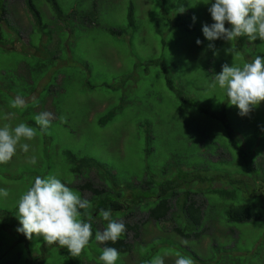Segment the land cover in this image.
<instances>
[{"label": "rangeland", "instance_id": "obj_1", "mask_svg": "<svg viewBox=\"0 0 264 264\" xmlns=\"http://www.w3.org/2000/svg\"><path fill=\"white\" fill-rule=\"evenodd\" d=\"M56 1L64 16L71 12L74 15L67 17L64 22L63 19L56 18L49 3L35 0L42 13L38 25L25 0H4L11 25L17 29L14 33L21 39L14 42L15 38L10 34L9 39L14 41L0 45V114L15 111L13 123L29 122L28 125L37 128V136L29 142V154L18 153L8 164L0 165V188L9 190L7 198L0 197V264H38L43 260L46 262L41 264H94L88 259L94 258L95 253L89 252L91 249L88 246L84 249L88 255L78 259L69 253L66 255V248L47 246L42 238L26 239L16 231L20 227L16 218L18 200L32 185L36 176L54 174L77 192V185L83 183L86 177L96 185L103 186L104 177L96 174L95 169H91L90 174L84 170L83 173L73 174L69 170L73 166L68 164L67 150L80 156L93 157L110 168L113 174L106 179L104 189L110 187L122 194L125 190L126 194L122 195L124 201H120L125 206L128 204V207H132L129 202L131 192L134 197L141 195L148 198L150 192L131 186L147 174L143 170L146 168L156 179H166L153 183L155 191L158 185L173 183L174 180L181 195L191 190L197 194L195 198L199 202L207 197V190L227 189L231 186L229 180L248 181L252 189L246 183L245 186L238 187L237 192L243 196L264 197V186H258L249 175L242 174L244 161L238 157L240 150L246 153L247 158L252 159L264 149V129L260 130L264 125V102L247 116L241 117L235 106H228L223 90L218 86L215 89L210 87L213 75L221 71L223 64L242 66L257 55L263 56L264 44L259 39L249 43L246 37L238 38L235 47L239 54L234 56L225 51L231 47L230 43L219 39L207 41L202 27L213 23L208 8L214 0H209V3L208 0H186L178 12L184 16L186 25L174 26L175 31L164 33L162 29L173 20L167 21V25L157 24L168 17L163 9L160 10V0ZM170 1L176 0H168ZM129 4L134 7L137 29L128 24L126 13ZM77 7L82 11L91 8L97 13L96 24L89 27L86 22L88 12H77ZM170 15L172 18L175 16L172 9ZM225 26L229 27L227 24ZM108 27H121L125 32L122 36H113L106 32ZM41 31L51 35L43 38ZM197 39L201 44H196ZM28 42L38 49V54L33 55ZM209 43L214 44L215 55L214 50L208 48ZM149 58L160 59L166 64L168 78L172 82L183 75L188 78L191 87L183 79L181 91L191 89L192 95L202 93L214 106L218 102L221 105L226 103L228 112L224 123L232 129L237 147L228 140L219 112L218 118L209 119L203 114L195 113V107L191 104L178 100L164 84L160 68L146 63ZM24 66L36 82L33 90L42 98L50 99L44 107L36 110H30L33 106H29L30 109L27 110L10 107L16 91L26 92L27 84L21 82L19 77ZM48 85L55 86L48 88ZM53 89L55 90L52 91ZM112 109L116 112L112 119L99 124L98 119ZM39 110L49 111L54 117L43 134L37 125H33ZM145 120L151 123L150 131L157 133V138L149 142L144 136V126L140 123ZM3 122L0 120V124ZM192 138L194 145L189 146L187 140ZM143 148H149V152L145 154ZM222 150L226 153L220 156ZM171 153L177 158L174 159ZM30 155L36 156L35 165L28 162ZM145 159L147 162H144ZM176 165H182V172L186 174H180ZM204 165L208 168L203 172L206 167ZM216 169L220 170L218 174ZM224 172L230 174L231 178L223 175ZM220 174L223 178L215 179ZM113 175L117 176L119 185L111 184L110 178ZM81 196L89 200L90 194L85 191ZM217 199V206L214 203L211 207L213 209L208 211L212 222L206 223V226L210 231L200 240L184 239L174 234L173 228L182 226L185 221L183 215L178 216L180 209L175 210L173 219L158 223L147 219L145 211H138L147 208L144 203L126 209L123 213L133 212L129 218L120 216L122 211L112 212V216L119 221L137 223L141 228L131 253L120 255L116 264H148L155 255L163 256L165 264H175L179 255L191 257L194 264H235L238 256L242 263L237 264H264V253L254 247L262 243L257 234L259 229L262 233L260 224L263 225L264 221L260 224L249 222L240 225L243 233L248 234L250 244L235 256L228 250L229 247L232 244L238 247L244 244L236 242L231 235L219 240L223 232L228 234L230 230H235L236 234L235 227L238 225L228 222L225 214L231 202L228 199ZM112 200H116V197L103 193L93 201L94 207L89 205L88 209H96L100 203ZM146 201L147 199L145 203ZM100 218L103 219L101 216ZM79 219L82 220V217ZM93 223L100 225V220L96 219ZM131 237L130 235L129 241H132ZM216 242L217 245H226V251L214 248L212 245ZM192 252L199 257H207V260L203 262L195 259ZM98 262L102 264L100 260Z\"/></svg>", "mask_w": 264, "mask_h": 264}, {"label": "trees", "instance_id": "obj_2", "mask_svg": "<svg viewBox=\"0 0 264 264\" xmlns=\"http://www.w3.org/2000/svg\"><path fill=\"white\" fill-rule=\"evenodd\" d=\"M47 3H49L52 6L53 11L56 13V18L57 19H63L64 22L65 20H67V17H70V15H74V12H71L70 15L67 13L64 16V12L61 9V7L59 6V4L57 3L56 0H44ZM160 6L165 11L166 14H168V17L166 19H164L163 21H159L157 22V24H163V25H167V21H171V24L167 25V27L165 29H162L161 31L164 32H170V31H175V27L174 26H183L186 25L184 22L185 18L183 15H181L179 12V8L183 7V5L185 4L186 0H176V1H170L168 2V0H160L158 1ZM25 4L29 10V12L31 13L34 22L38 25H40V19H41V11L38 9V7L35 4V0H25ZM95 7V11L97 12V6L94 4ZM171 9L172 11L175 13V16L173 15L174 18H172L170 15L171 14ZM77 12H82L84 13L85 11H87V24L89 27L94 26L95 23V19L98 17V12L95 13L91 8L85 11H82L79 9V7H77L76 9ZM7 9H6V4L4 2V0H0V45H7L8 43H10L11 41H14L13 39H9L10 34L12 35V38H15L16 42L18 39H21V37H17V34L14 33V30L16 31V27L11 25V22L8 18L9 13H7ZM54 13V14H55ZM97 14V15H96ZM127 20H128V24H130V26L132 28H136L137 29V22L135 21V17H134V7L132 4H129L128 9H127ZM74 20V17L72 18ZM71 22V21H69ZM178 22V23H177ZM167 23V24H166ZM44 26V25H43ZM106 32L110 35L113 36H122V34L125 32L124 29H122L121 27L119 28H106L105 29ZM42 32V36L43 38H46L45 35L50 36L51 34L49 32ZM8 33V34H7ZM17 37V38H16ZM161 43H163V39L161 40ZM16 47V46H15ZM28 47L33 51V55H36V53L38 54V49L34 48L30 45V42H28ZM17 48V47H16ZM264 56V53H263ZM147 64L150 65H155L156 67H159V72L160 75L162 76L163 80H164V84L167 86V88L172 91L176 98L178 100H180L181 102H183L184 104H191L192 107H195V113H199V114H203L205 116H207L209 119L210 118H214V120L216 118H218V112L221 115L219 119H222L221 122H226L227 120V112H228V108L226 103H224V105L220 104V102L217 103L216 106H214V103L211 100H206L204 95L202 93H195L194 95H192L191 93V89L189 91H181L182 88V83L181 81L184 79L185 82L191 87L188 78L183 75L180 76L177 79V83L179 85L176 84V82H172L169 78H168V72H167V67L166 64H163L161 62L160 59H151L149 58V60H146ZM19 77L21 78V82H25L27 85V89L26 92H15L13 94V96L15 97L16 95H21L23 97L26 98L27 100V106L22 108L23 110H27L30 109L28 108L29 106H33L30 110H36L38 108L44 107L46 102H50V99L46 97L42 98L41 95L37 94L35 92V90H33V87L35 86V80L32 78V74L28 73L27 68L24 66L22 68V71L19 73ZM56 78H54L53 81H55ZM31 80V81H30ZM55 86V85H53ZM52 85H48V88L53 87ZM55 89H53L52 91H54ZM54 94V93H52ZM225 99H227L226 94H224ZM210 107V108H209ZM116 109V108H114ZM112 109V111H109L105 114H103L99 119H98V123L99 124H104L107 123L108 121H110L112 119V117L114 116V114L116 112H114ZM120 109V107L118 108ZM41 112V110H39ZM38 112V113H40ZM140 123H142V126H144V136L147 142H149L150 140H153L155 138H157V133H153L150 131L149 128H151L150 126V121L149 120H145V121H141ZM28 124H30L28 122ZM33 125L36 126L35 122H33ZM224 127L223 129H226V134L228 136V140H230V143L234 146L237 147L238 143L237 141H235L236 139L233 138V133H232V129L230 128V126L226 123L223 124ZM264 129V125H262L260 127V130ZM187 144L189 146L194 145V138L192 139H188L187 140ZM200 144H202V141H200ZM264 148V147H263ZM144 153L147 154L149 151V148H143ZM226 153L225 150H222L220 152V156H223ZM67 156V161L69 166H73L71 168H69V170L71 172H73V174H79V173H83V170L85 173H89L91 172V169H95L96 170V174H101L102 177H104V180L102 182L103 186L101 185H96L89 177H86V179L84 180L83 183L77 185V190L79 192V194H81L82 192H88L90 194L89 197V202H90V206H93V201L97 200L98 197H100L101 194L103 193H109L112 194L113 196L116 197V200H112L109 201L108 203H103V204H99V206H97L96 209H86V210H81L82 212H87V215H83L82 220L84 222H90L92 224V232H93V237L90 241L89 244V248L91 249V251L89 252H94L95 253V257L88 259L90 262H93L94 264H100L98 261V257L101 255V250L103 247H115L120 255H124L127 253H131V251L133 250V245H134V241L135 239L138 238L139 236V230L141 229L140 226L137 223H129V222H123L126 226V233L124 235L121 236V238L119 239V241L115 244H107V245H101L98 242L95 241L94 238V234L97 230H103V228L106 227L107 222L104 221L103 219L100 218V211L101 209H105L108 210L110 209L111 212H121L120 216H123L124 218H129L130 216L133 215L132 211L125 212L126 209H132L133 206L137 205H141L142 203H144V205H147L146 209H138V211H140L141 213H143V211L146 212L147 215V219L152 220L155 223L158 222H162V221H166L169 218H172L173 213L175 212L176 209H180L179 210V214L183 215L185 217V221L182 223V226L177 225V227L175 226L173 228V232L175 235H178L184 239H201L203 237V235L205 236L206 234L208 235V231L209 228L206 226V223H211V217H208V211L209 209H213L211 207H213L214 203H215V207L217 206V198H221V199H228L230 200V205L229 207L226 209L225 214H226V219L228 222L232 223L233 225H238L236 226V234H235V230H230L228 234H226L225 232L221 233V237H219V240H223L224 237L227 235H231L234 240L236 242H241L242 244H244L241 247L236 246L235 244H232L228 250H230L231 252L234 253L235 256H238V253H240L241 251H244L243 248L245 246H247V244H250V238L248 237V234H246L245 232L243 233L240 225L242 226V224H246L249 222H253V223H257L260 224V222L264 221V197L262 199H260L258 196H243L241 195V193H238V187L241 186H245L244 183H246L249 186V189H252L250 186V184H248V181H230L229 180V184L232 186L234 185V188H231V186H228L227 189L223 190V188H218V189H212L207 190L206 194L207 197L205 196L203 198V201H198L195 196L197 195L196 193L192 192L191 190L189 191H185L183 195H181L180 193V189L178 190V184L173 180V183L171 182H165L161 185L157 186V191H155V186L153 185L154 182H163L166 181V179H156L155 175L148 171L147 168L143 169L146 170L147 174L143 175L140 181H136L134 183L131 184V186L135 187V189H141L144 190V192H150L148 193V198L143 197L141 195H137V196H133L132 192H131V196H130V204H132V207H128L123 205L124 201V194L125 190L122 193L120 192H115V190L113 188L108 187V189H104V185L106 183V179L108 177H110L111 174H113V171L110 168H107L105 164L100 163L98 160H96L93 157H88V156H80L77 154L72 153L71 151H66ZM171 156L176 159L177 157H174L171 153ZM194 156V153H193ZM70 157V158H69ZM145 157H147V155H145ZM239 158L242 159V161H244V163H242V161H240L242 163V166H244V168L242 169V174L243 175H249L253 181V183H258V186L263 185L264 186V149L260 152V155H257L255 157H253L251 159V157L247 158L246 153H242L241 150L239 151ZM149 159V157H148ZM183 158H181L182 161ZM235 159V158H234ZM144 160V159H143ZM144 162H147L146 159ZM206 166V165H204ZM75 167V168H74ZM170 167V166H168ZM176 168L178 170V172H180V174L184 175L186 173L182 172V165L177 166ZM206 168H208V166H206L205 168H203V172L206 170ZM165 171V169H164ZM163 171V172H164ZM214 171V170H213ZM216 173L218 174L220 172V170H215ZM223 175H227L229 176V178H231L230 174H227L226 172L223 173ZM222 174H220L219 176H217V178L215 179H222L223 176ZM197 176V175H195ZM194 177V176H193ZM196 178H198L199 180H203L202 177L197 176ZM214 179V178H212ZM210 179V180H212ZM237 179V178H236ZM232 180V179H231ZM110 182L112 185H119V180L117 178L116 175H113L110 178ZM111 185V186H112ZM114 190V191H113ZM127 190H131L130 188H127ZM254 191V190H252ZM219 194V195H218ZM208 198L210 199V201H208ZM145 199H147L146 203H145ZM121 200V201H120ZM235 202V203H234ZM206 205H208V207H205ZM214 207V208H215ZM134 209V208H133ZM86 217V220H85ZM179 218V217H177ZM96 219L100 220V225H95V223H93ZM112 219L119 221V219H116L112 216ZM121 222V221H119ZM260 227L263 229L262 233H261V229L260 232L257 234L259 235V239L262 240V243L258 246V245H254V247L258 248V251L260 250V252L264 253V224L261 225ZM132 236L131 239L132 241H129V236ZM245 242V243H244ZM214 248H216L217 250L220 249H224L226 251V245H223V243H220L219 245H217V242L212 245ZM254 248V250H255ZM89 249V250H90ZM257 252V251H256ZM64 253L66 255H68V251H64ZM88 255L87 252H85L84 250L82 251V253L77 256L76 258L78 259H83ZM193 257L197 260H202L203 262H205V260H207V257L202 258L197 256L195 253L192 252ZM46 260L43 261H39L38 264L41 263H45ZM235 264L237 263H242L240 260V257L238 256L237 258H235Z\"/></svg>", "mask_w": 264, "mask_h": 264}, {"label": "clouds", "instance_id": "obj_3", "mask_svg": "<svg viewBox=\"0 0 264 264\" xmlns=\"http://www.w3.org/2000/svg\"><path fill=\"white\" fill-rule=\"evenodd\" d=\"M208 12L213 23L202 27L203 36L207 41L219 39L230 43L226 54H239L235 44L240 37H246L249 43L259 39L264 44V0H214ZM196 44H201V41L197 39ZM208 48L214 50L215 46L209 43ZM217 86L225 92L228 106H235L241 117L247 116L264 102V56L257 55L242 66L223 64L221 71L213 75L210 84L213 89ZM26 106V98L19 94L10 101L12 109ZM15 117V111L0 114V120L4 121L0 124V165L8 164L18 153L29 154V142L37 136V128L23 122L14 124ZM53 118L49 111L35 115V124L41 134L47 131ZM28 162L35 165L36 156H28ZM8 196L9 190L0 188V197ZM89 204V200L82 198L56 175L36 176L18 200L16 218L20 227L16 231L26 239L42 238L47 246L66 248L71 256L77 257L89 246L93 237L92 224L79 219L87 215L81 210L88 209ZM100 216L107 225L95 232V241L101 245L117 243L127 231L125 224L112 219L110 209H101ZM119 257L120 253L115 247L106 246L98 259L102 264H116ZM148 264H165V259L155 255ZM175 264H194V261L191 257L179 255Z\"/></svg>", "mask_w": 264, "mask_h": 264}]
</instances>
